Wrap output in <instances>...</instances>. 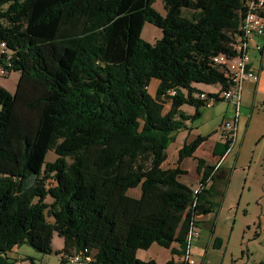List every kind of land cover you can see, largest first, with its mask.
Returning a JSON list of instances; mask_svg holds the SVG:
<instances>
[{
    "label": "trees",
    "instance_id": "1",
    "mask_svg": "<svg viewBox=\"0 0 264 264\" xmlns=\"http://www.w3.org/2000/svg\"><path fill=\"white\" fill-rule=\"evenodd\" d=\"M252 1L162 0V15L157 0H0V63L20 73L13 95L0 86V264L25 263L9 255L24 244L52 254L54 233L64 264H156L137 257L154 244L185 253L192 217L216 207L163 165L205 106L196 85L228 88L213 59L235 54ZM146 23L162 31L155 44Z\"/></svg>",
    "mask_w": 264,
    "mask_h": 264
},
{
    "label": "rangeland",
    "instance_id": "2",
    "mask_svg": "<svg viewBox=\"0 0 264 264\" xmlns=\"http://www.w3.org/2000/svg\"><path fill=\"white\" fill-rule=\"evenodd\" d=\"M154 8L162 15L165 14L162 0H157V2L154 4ZM161 37L162 31L160 29L149 23L144 25L142 38L145 41L149 42L150 44H155L159 39H161ZM257 43L264 48V38L251 40L250 57L254 59L253 63L255 67H253L260 70L262 68L264 69V58L262 60V58L259 56V52L253 48V46ZM19 78L20 73L11 72L8 76L0 78V86L5 88L13 95L16 91ZM156 82L157 80H152L150 83L148 91L151 95H153L155 92ZM196 87H202L204 90H215L219 89L220 86L196 85ZM246 94L247 91L245 86L241 97L242 102H246ZM262 101L263 99H259V102L254 109L252 126L246 136L242 155L239 161H237V165L235 164L236 166L234 165V162L231 163L230 171L234 172L231 184L228 188L225 187V189H223L224 197L221 194L220 196H215L217 209H215L213 213V222L217 224L219 234H221L219 238L223 243L222 248H214L215 240L213 241L211 247L208 249L206 248V243L208 241V237L210 236L209 231L206 230L204 232V236L206 238L203 240L202 244L197 245L196 242L193 245V257L197 264H233V262L234 264H242L246 263L248 259L251 260L250 264H264V240L261 237L256 238L254 233L252 234L253 238L249 239V231H247L246 239L243 241L241 239L240 233V227L248 221L251 222V220L261 213L262 208H264L263 204L262 206H255L253 200L249 198V195L252 194V190L258 195L262 194L260 182L263 177L262 174L264 173V138H261L259 132V128L264 125V103ZM226 105L227 103L225 101H219L214 107H201V115L196 119H191L184 122L187 129L183 131L189 132L193 127V131L197 135L200 134L202 137L214 136L216 134L210 143L213 141L222 142L223 136L221 134V122L223 121V109L226 107ZM182 109L184 112H186V114L191 116H193L196 112V108L193 106L185 105L182 107ZM243 110L242 113L244 112ZM252 112L253 111L251 109L247 111V118L251 116ZM245 128V125H243V127L241 126L239 133H243ZM218 131L219 134L216 133ZM240 140L241 137H239L238 144L240 143ZM208 145L210 144H204L202 154L208 153ZM234 153L235 151L229 157V161L233 159ZM56 157L57 156L54 154V152L50 151L47 155V161L53 162L55 161ZM191 168L192 164L190 163L187 165V169L190 170ZM181 179L182 182L185 183H191L193 180L191 177L187 176H182ZM248 188H251L252 190L250 191ZM140 193V188L132 189L128 192V194L132 197H139ZM221 196L222 198L220 199ZM48 202H50L49 199ZM234 225L236 226V229L231 236L232 227ZM207 226H209V224ZM63 246V239L57 233H54L52 238V254H42L32 246L24 244L21 245L16 251L10 252L9 255L12 258H23L26 264H64L61 261L60 256L56 254L57 251H61L63 249ZM155 247L163 250L162 253L159 254L158 261H154L156 264H165L163 262V255L168 254V252L165 248H161L160 246Z\"/></svg>",
    "mask_w": 264,
    "mask_h": 264
},
{
    "label": "crops",
    "instance_id": "3",
    "mask_svg": "<svg viewBox=\"0 0 264 264\" xmlns=\"http://www.w3.org/2000/svg\"><path fill=\"white\" fill-rule=\"evenodd\" d=\"M256 45H254L253 48H255ZM259 56L263 60L264 50L262 53H259ZM253 62H254V59L251 58L252 69L257 71V73L260 74V80L258 83L247 82L244 85V86H246L247 94H246V102L245 101L242 102V100H241L240 119H239V124H238V138L241 137L240 143L234 149L235 153H234L233 159L231 161H229V157L231 156V154L234 151L226 158L225 162L222 164V166L217 171V173L213 176L211 182L206 187V190L203 193V196H206V195H204L205 192L209 193L205 197V199L208 200L210 203H212L216 207V209H217V203L215 200V196H217V195L220 196V194L223 196V189H225V187L228 188L231 184V181L233 178L232 176L234 173V172L230 171L231 163L234 162V165L236 163H238L237 161H239V159L242 155V150H243L244 145H245L246 136L249 132V129L252 126L253 117H254V109H255L257 103L259 102V99H263L262 102L264 103V69L263 68L260 70L255 69ZM157 85H158V81L156 82V87H157ZM198 89L200 91H203V92H206L209 94H214V93L218 92L221 89V87H219V89H215V90H207L206 89L207 91L202 89V87H199ZM155 91H156V88H155ZM154 94H155V92H154ZM226 103H227V105L223 109V114H222L223 115V121L230 119L233 116L235 109H236L235 104H233L231 102H226ZM169 108H170V105L167 106L168 110H169ZM249 109H251L253 112H252L251 116L249 118H247V115H248L247 111ZM181 110L183 111V109H181ZM242 110L244 111L243 112L244 114L242 113ZM184 113H186V112H184ZM187 115H189V114H187ZM242 116H243V119H242ZM223 121L221 122L222 124H223ZM243 125H245L246 128H245V131H243V133L240 134L239 133L240 128H241V126L243 127ZM185 126H186V124H185ZM193 130H194V128L192 127L191 131H189V132L181 131L177 135L175 142H173L168 148V160L164 163L163 167L165 169L179 167L181 170H183L185 172V174L183 176L191 177L193 179L191 183H185V182H183V183H185L186 185H188L192 188H196L198 186L199 182L203 179L205 172H208L209 175L211 174L216 163L218 162L219 157L224 155L227 146H226V141L224 140V138H223L222 142L213 141L212 143H210V141L212 140V138L215 137L216 134L214 136H208V137H206L207 138L206 141L203 142L197 148V150L194 152V154L191 157L185 158L182 162H179L180 150L185 145L190 144L197 137L201 136L200 134L197 135ZM259 132H260L261 138H264V125L259 128ZM216 133L219 134V131ZM205 143L210 144V145H208L209 151L207 154H202V150H203ZM199 160H202L203 162H201L199 164ZM190 163L192 164V168L189 170V169H187V165ZM199 165H202L201 172L198 171ZM209 167L211 169H208ZM262 175H263V177H262L261 182H260V188H262V194L258 195L257 193H254L251 188H248V190H250V191L252 190V194L249 195V198H251L253 200V203L255 206H257V205L262 206V204L264 205V173ZM181 181H182V179H181ZM222 196L220 197V199L222 198ZM263 209L264 208H262L261 213H259L253 220H251V222L248 221L243 226L240 227L241 239L243 241L246 239L247 231H249V239L253 238L252 234L254 233V236L256 238L261 237L264 240V210ZM213 213L214 212H212L208 215H201V217L199 219L198 225L200 228V238L192 243L193 254H194V250H193L194 243L197 242L196 243L197 245L202 244L203 240L206 238L204 236V232L206 230H208L210 233V236L208 237V241L206 243L207 249L212 246V243L216 238H219V236H221V234H219L217 224H215L213 222V220H214ZM208 224H209V226H207ZM235 225L232 227L231 236L233 235V232L236 229ZM252 230H254V231H252ZM155 246H158V245L154 244L148 250L138 251L137 257L142 261H150V260L158 261L159 254L162 253L163 249H159L158 247H155ZM173 248L179 249V246L177 244H174ZM166 251L168 252V254L163 255L164 256L163 262L165 264L169 261H173L174 263H176L179 260V258L181 257L180 255H173L171 253V249H166ZM250 262H251V260L248 259V261L246 263H242V264H250ZM233 264H234V262H233Z\"/></svg>",
    "mask_w": 264,
    "mask_h": 264
},
{
    "label": "built area",
    "instance_id": "4",
    "mask_svg": "<svg viewBox=\"0 0 264 264\" xmlns=\"http://www.w3.org/2000/svg\"><path fill=\"white\" fill-rule=\"evenodd\" d=\"M257 38H264V0H255L248 4L247 13L242 21L240 32L235 35L233 49L235 54L219 55L215 57L214 63L221 67L225 77L228 80V88L220 90L218 93L208 94L200 93L199 98L207 108L214 107L219 101L231 102L235 104L234 116L226 121L221 126V134L226 141V151L224 155L219 157L211 174L202 179L198 186L194 188V195L198 196L206 190V187L211 182L213 176L220 169L226 158L234 151L238 145V124L240 119V107L241 97L244 90V85L247 82L258 83L260 80V74L252 69L251 66V40ZM3 47L4 44H2ZM255 49L259 52H263V47L259 44L255 46ZM5 52L2 51V54ZM10 56L7 57L5 64L0 63V78H4L9 74V68L12 63L9 61ZM171 96L176 95V91L170 92ZM198 205L194 203V208ZM201 216L194 215L192 217L190 229L187 236V246L185 253L179 258L176 264H197L194 259L192 251V243L200 238L199 219ZM67 264H90L92 262L91 257L75 256L67 260ZM15 264H26L23 261H19Z\"/></svg>",
    "mask_w": 264,
    "mask_h": 264
}]
</instances>
